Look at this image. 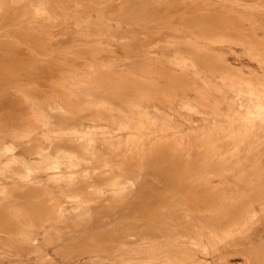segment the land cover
Segmentation results:
<instances>
[{"label": "bare ground", "instance_id": "bare-ground-1", "mask_svg": "<svg viewBox=\"0 0 264 264\" xmlns=\"http://www.w3.org/2000/svg\"><path fill=\"white\" fill-rule=\"evenodd\" d=\"M175 233L264 264V0H0V264Z\"/></svg>", "mask_w": 264, "mask_h": 264}, {"label": "rangeland", "instance_id": "rangeland-1", "mask_svg": "<svg viewBox=\"0 0 264 264\" xmlns=\"http://www.w3.org/2000/svg\"><path fill=\"white\" fill-rule=\"evenodd\" d=\"M131 233L138 232L132 231ZM180 234L175 233L174 236H170L167 243L157 242V238L154 237H142L141 240L124 243H103L99 245L103 253L101 259L88 264H113L120 262L122 258L130 257L144 259L146 264H244V245L241 246L242 251L236 249L228 251L226 250L228 241L225 239L210 240L203 238L202 234L197 242L191 244L189 237H183ZM182 239L185 244L193 245V247L190 249L187 246L182 247L181 242L177 243ZM194 240L196 241V238ZM165 249L170 250L171 253ZM176 250H183V252H174Z\"/></svg>", "mask_w": 264, "mask_h": 264}]
</instances>
